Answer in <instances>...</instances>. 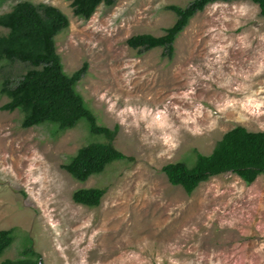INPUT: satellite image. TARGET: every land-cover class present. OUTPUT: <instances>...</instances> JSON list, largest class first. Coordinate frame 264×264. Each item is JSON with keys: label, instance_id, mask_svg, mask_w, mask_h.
Returning <instances> with one entry per match:
<instances>
[{"label": "rangeland", "instance_id": "rangeland-1", "mask_svg": "<svg viewBox=\"0 0 264 264\" xmlns=\"http://www.w3.org/2000/svg\"><path fill=\"white\" fill-rule=\"evenodd\" d=\"M17 1L0 0V14ZM26 1L68 17L55 41L63 71L88 63L77 89L98 124L118 126L113 145L128 158L77 181L61 165L82 145L103 140L84 119L64 131L22 128L19 111L0 109V230L14 228L0 260L18 257L31 240L44 264H264V174L247 184L221 173L186 194L161 171L169 162L192 165L194 150L210 153L235 126L264 130L258 6L207 5L177 36L168 60L161 47L138 54L126 40L163 34L175 20L165 6L191 0H116L88 20L73 15L69 0ZM25 69L0 62V75ZM6 101L0 95V106ZM90 187L106 190L98 206L72 200Z\"/></svg>", "mask_w": 264, "mask_h": 264}, {"label": "trees", "instance_id": "trees-1", "mask_svg": "<svg viewBox=\"0 0 264 264\" xmlns=\"http://www.w3.org/2000/svg\"><path fill=\"white\" fill-rule=\"evenodd\" d=\"M74 16L88 20L100 4L112 6L116 0H69ZM245 0H191L185 6L166 5L165 9L175 14L174 22L163 29V34H135L127 38L128 47L141 54L161 47L163 56L171 60L174 41L189 20L198 12L215 2ZM255 3L259 14L264 17V0H246ZM68 17L57 7L30 1H17L10 10L0 14V62L26 66L23 73L13 75L9 71L0 75V95L7 101L1 110L21 113L20 126L29 128L50 124L57 131L76 126L79 120L87 122L89 133L103 140L89 142L79 147L61 165L73 179L86 181L91 175L99 174L113 161L126 160L113 145L118 126L113 128L98 124L97 116L86 105L77 85L87 73L88 63L65 74L61 57L56 51V35L67 29ZM1 29H5L2 32ZM194 161L188 166L184 161L169 162L161 167L168 182L180 186L186 194L209 177L230 172L245 183H252L264 174V130L249 131L243 126L227 130L218 139L208 154L194 150ZM105 189L101 187L80 188L72 193V200L87 207L99 205ZM28 237V236H27ZM14 240V228L0 230V257ZM0 264H44L32 246V241L23 245L16 258H4Z\"/></svg>", "mask_w": 264, "mask_h": 264}]
</instances>
